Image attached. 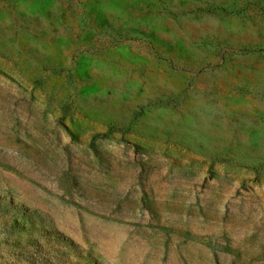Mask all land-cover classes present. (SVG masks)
<instances>
[{
  "label": "rangeland",
  "instance_id": "rangeland-1",
  "mask_svg": "<svg viewBox=\"0 0 264 264\" xmlns=\"http://www.w3.org/2000/svg\"><path fill=\"white\" fill-rule=\"evenodd\" d=\"M18 208L96 264H264V0H0V264Z\"/></svg>",
  "mask_w": 264,
  "mask_h": 264
},
{
  "label": "trees",
  "instance_id": "trees-1",
  "mask_svg": "<svg viewBox=\"0 0 264 264\" xmlns=\"http://www.w3.org/2000/svg\"><path fill=\"white\" fill-rule=\"evenodd\" d=\"M16 212L12 227L23 228L27 232V236L18 242L24 264H96L94 255L87 248L42 225L41 220L33 224L30 221L33 211L18 208Z\"/></svg>",
  "mask_w": 264,
  "mask_h": 264
}]
</instances>
